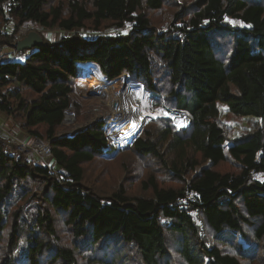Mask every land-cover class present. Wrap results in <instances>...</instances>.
<instances>
[{
    "label": "trees",
    "instance_id": "16d2710c",
    "mask_svg": "<svg viewBox=\"0 0 264 264\" xmlns=\"http://www.w3.org/2000/svg\"><path fill=\"white\" fill-rule=\"evenodd\" d=\"M27 21L67 35L0 63V112L52 158L0 133V264H264V0H0V52ZM85 63L173 114L61 134Z\"/></svg>",
    "mask_w": 264,
    "mask_h": 264
},
{
    "label": "rangeland",
    "instance_id": "374dc122",
    "mask_svg": "<svg viewBox=\"0 0 264 264\" xmlns=\"http://www.w3.org/2000/svg\"><path fill=\"white\" fill-rule=\"evenodd\" d=\"M14 29L13 23H10L7 28L0 27V30H3L5 33H12ZM29 31H37L41 35H43L44 38L56 42L62 37L63 35H67V33L63 32L62 30L58 29H47L42 28L33 21H27L25 22L20 29L15 33V44L14 45H6L3 50L0 52V63L8 62V61H18V62H25L26 58L30 56L31 50H17V43L24 37H26V34ZM69 34V33H68ZM90 38H94L92 34H89ZM81 69L79 72V76L76 79V94L81 99V107L83 112L87 114L88 123H78L76 122V113H75V106L73 109H71L75 113V120L66 123L70 125V128L68 131L61 132L63 135H67L71 132H75L78 129L85 128L86 126H90L98 121H105L107 122V135L111 138V143H116L117 146H121L126 142L131 141V139L135 136H137L143 126L149 121L150 118L154 117L157 119L160 115H164L165 112H168L170 115L173 114L170 111H168L165 108H159L156 114H153V109L150 106V104L145 103L142 107V104L139 106L134 107V110L138 113H141L145 117V122L143 126L138 130V133H136L133 137H130L129 140L120 141L119 139L114 138L111 135L112 128L114 127V109L118 106L120 103L119 98L124 97L125 98V104L127 105V109H132V106L130 105L131 97L129 92L132 90H140L141 92L142 87H133L131 86L130 78L127 74H123L121 79L118 82V87L115 89H110L107 92H95L93 90V87L91 85L89 86V81L91 78H96L98 81L102 83H106L109 85L114 84V81H116L118 78H115L112 81H108L102 74L100 68L91 63H85L80 65ZM132 89V90H131ZM143 94V93H142ZM143 98V96H142ZM116 100V101H115ZM129 104V105H128ZM142 107V108H141ZM71 111V112H72ZM71 119L73 118L71 114ZM241 127L245 126L243 123L240 124ZM82 127V128H81ZM83 128V129H84ZM0 133H2V136L8 137L12 136L14 144L16 145V148L19 152H22L26 156H28L30 159H33L35 161L45 162L49 163L51 161L50 153H51V144L44 143L41 141L36 140L35 138L29 137L27 134H25L23 131L20 130L19 126L16 125L15 121L12 120V118H8L7 115L0 112ZM112 136V137H111ZM105 189H102L101 191H104Z\"/></svg>",
    "mask_w": 264,
    "mask_h": 264
},
{
    "label": "bare ground",
    "instance_id": "6f19581e",
    "mask_svg": "<svg viewBox=\"0 0 264 264\" xmlns=\"http://www.w3.org/2000/svg\"><path fill=\"white\" fill-rule=\"evenodd\" d=\"M122 77H119L116 81H114V84L112 85L102 83L98 81L96 78H91L89 81H93V82H90V84L88 85L89 86L91 85V87H93V90L95 92H107L110 89H114V88L116 89L118 87V82L121 79H123ZM129 94L131 97V101L129 102L130 105L129 104L128 105L132 106L133 108L127 109V105L125 104L126 103L125 98L120 97L119 98L120 103L114 109V114H113L114 127L112 128L111 135L114 138L119 139L120 141H124L127 139L129 140L130 137H133L136 133H138V130L143 126L146 120L141 113H138L134 110V107L142 104L143 101L142 92L140 90H132L129 92ZM69 114L72 115V112H70ZM69 118L71 119L70 115Z\"/></svg>",
    "mask_w": 264,
    "mask_h": 264
},
{
    "label": "water",
    "instance_id": "95a60500",
    "mask_svg": "<svg viewBox=\"0 0 264 264\" xmlns=\"http://www.w3.org/2000/svg\"><path fill=\"white\" fill-rule=\"evenodd\" d=\"M17 45V50H32L34 48L38 47H45L48 45V42H45L42 35L38 33L37 31H31L26 37L18 41ZM74 108V105L70 107V109L66 110V118H65V123H70L75 120V113L71 110ZM72 111V119L69 118V113ZM82 128V127H81ZM84 128V127H83ZM82 129H78L75 132H71L67 134V136H74L77 133H79ZM87 128V126L85 127ZM84 128V129H85Z\"/></svg>",
    "mask_w": 264,
    "mask_h": 264
},
{
    "label": "built area",
    "instance_id": "2783aa9c",
    "mask_svg": "<svg viewBox=\"0 0 264 264\" xmlns=\"http://www.w3.org/2000/svg\"><path fill=\"white\" fill-rule=\"evenodd\" d=\"M165 114L168 115V116H171L168 112H165ZM172 117H173V119L175 120V122H176V124H177L178 126H180V127H184V126H186V121H185L184 119L178 118V117H176V116H172ZM66 136H67V135H66ZM111 137H112V136H111ZM188 199L194 200L195 198H194L193 195H190ZM183 200L185 201V199H183ZM181 202H183V201H181Z\"/></svg>",
    "mask_w": 264,
    "mask_h": 264
},
{
    "label": "snow or ice",
    "instance_id": "6c2138e0",
    "mask_svg": "<svg viewBox=\"0 0 264 264\" xmlns=\"http://www.w3.org/2000/svg\"><path fill=\"white\" fill-rule=\"evenodd\" d=\"M139 95V94H138ZM158 111H163L162 109L161 110H158Z\"/></svg>",
    "mask_w": 264,
    "mask_h": 264
}]
</instances>
